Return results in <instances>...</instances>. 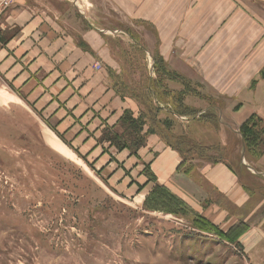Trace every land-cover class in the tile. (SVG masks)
I'll list each match as a JSON object with an SVG mask.
<instances>
[{"label": "rangeland", "instance_id": "rangeland-1", "mask_svg": "<svg viewBox=\"0 0 264 264\" xmlns=\"http://www.w3.org/2000/svg\"><path fill=\"white\" fill-rule=\"evenodd\" d=\"M55 1L93 54L72 49L71 62L62 46L50 57L56 71L78 70L77 110L69 93L29 91L0 69V264H264L262 236L245 235L246 222L210 220L153 176L154 155L168 146L189 165L231 158L241 179L264 187L247 162V130L229 125L220 95L198 78L199 57L219 50L221 7ZM230 1L264 25V0ZM45 58H29L33 69L45 74ZM203 115L223 122L231 146L193 136Z\"/></svg>", "mask_w": 264, "mask_h": 264}, {"label": "crops", "instance_id": "crops-1", "mask_svg": "<svg viewBox=\"0 0 264 264\" xmlns=\"http://www.w3.org/2000/svg\"><path fill=\"white\" fill-rule=\"evenodd\" d=\"M213 3L221 7L217 15L221 33H216L214 41L215 49L219 50L209 57H199L203 64L198 78L204 81L209 92L220 95L219 104L230 123L227 124L245 127L247 162L264 175V136L259 134L264 135V25L252 23L247 12L237 9L230 0H214ZM61 7L55 0H15L0 18V38L6 35L0 40V69L12 74L14 85L22 79L21 85L29 91L37 87L45 89V93H69L68 101L77 110L74 94L79 87L78 70L69 68L64 74L56 71L50 57H61L62 46L69 47L63 58L68 56L71 62L72 49L75 54L81 50L85 56L93 53L78 45L77 36H72L71 32L73 24L62 16ZM249 46L252 49L255 46L254 52L243 57L242 53ZM35 57H46L48 71L45 74L40 67L33 69L31 63L35 60L29 58ZM181 72L189 77L188 72ZM40 77L45 80L39 81ZM63 80L66 83L58 88ZM225 95H229V101L224 100ZM85 102L87 108L94 105L92 95L87 96ZM202 117L192 128L193 136L205 144L231 146L223 122L216 124L205 115ZM230 159L200 160L189 165L178 150L164 146L154 155L153 176L196 213L222 224L244 221L249 225L245 235L262 236L264 241V187H255V183L241 179L240 171Z\"/></svg>", "mask_w": 264, "mask_h": 264}, {"label": "built area", "instance_id": "built-area-1", "mask_svg": "<svg viewBox=\"0 0 264 264\" xmlns=\"http://www.w3.org/2000/svg\"><path fill=\"white\" fill-rule=\"evenodd\" d=\"M15 0H0V15L9 8Z\"/></svg>", "mask_w": 264, "mask_h": 264}]
</instances>
